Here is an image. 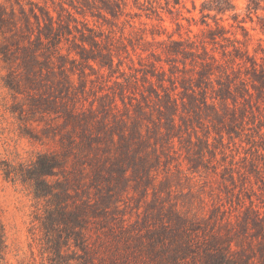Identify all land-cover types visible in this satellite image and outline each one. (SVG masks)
<instances>
[{
    "label": "rangeland",
    "instance_id": "obj_1",
    "mask_svg": "<svg viewBox=\"0 0 264 264\" xmlns=\"http://www.w3.org/2000/svg\"><path fill=\"white\" fill-rule=\"evenodd\" d=\"M17 1L0 0L8 14L13 5L17 21L35 3L77 38V30L101 34V44L120 54L127 81L93 74L79 60L66 62L64 73L56 58L50 69L29 63L21 33L11 38L13 28L0 26V264H203L214 236L229 233L245 249L256 244L251 210L264 217V78L257 73L264 0ZM169 41L195 42L199 52L204 45L217 59L231 45L244 51L243 61L220 59L242 82L233 90L236 106L230 99L214 101L215 111L201 105L200 91L213 97L221 74L201 84L199 68L167 58ZM61 47L74 54L71 41ZM157 77L177 100L174 127L156 101ZM114 81L124 87L123 102ZM42 157L54 168L37 179ZM5 165L14 177L5 178ZM58 194L81 228L59 219Z\"/></svg>",
    "mask_w": 264,
    "mask_h": 264
},
{
    "label": "trees",
    "instance_id": "obj_2",
    "mask_svg": "<svg viewBox=\"0 0 264 264\" xmlns=\"http://www.w3.org/2000/svg\"><path fill=\"white\" fill-rule=\"evenodd\" d=\"M15 3L17 5L19 4L17 0H15ZM102 4V9L105 10V12H108L112 17L117 16L115 10L106 2L103 1ZM116 5L118 8V4ZM218 10V12L221 13L225 12L224 9ZM20 13L22 15V22L14 19L15 11L13 5L11 6L9 14L6 13L3 6L0 5V26L9 25V27L13 28L14 34L11 35V38L16 36L17 33H21L19 36L21 40H19V42H21L23 46H20L19 48L22 51V54L29 60V63L49 68V66L53 64V58H56L62 63L58 67L59 72L64 73L66 69V62L74 64L79 60L81 63H84L85 67H87L93 74L103 76V71H108L110 76L117 74L116 79L122 78L125 82L127 81V77L123 69L124 62L120 54L117 53L113 47L110 46L111 44H108V42L105 45L101 44V41L97 39L98 37L100 38L101 34H92L91 30L87 29L89 34L85 35V33L76 29L77 32H79V37L77 38L72 34L69 26H62L59 20L55 21L53 19L47 9L35 3H31L29 14H26L24 10H21ZM31 19H33L34 22H32ZM218 29L220 31H224L223 26H219ZM10 32H12V30ZM208 32L209 35H211V41L214 43L218 36L212 30H209ZM70 36L72 38L71 40ZM220 36L221 35H219V37ZM76 39L79 43L75 42ZM222 39L226 40L225 37H222ZM63 40L72 42V51L74 54L69 49L67 50L66 55L62 54L61 43ZM233 42H237V40L234 39ZM86 45L88 47H86ZM165 47V54L172 62H179L184 68L188 63L194 71L199 68V70H197V74L199 77L198 80L201 84H205L207 86L211 84L213 82L212 78L216 76L215 70H218L217 72L221 74L220 78L215 77L214 81L219 88L214 91L215 94L213 97H207L206 90L200 91L199 103L201 105L215 111L214 101H220L221 104L227 106L226 102L230 99L233 106H236V99L233 96V90H237V83L242 84V82L240 80L237 81L233 71L230 73L227 70L225 71L223 64L220 63V59L229 55L231 56V60L234 62L237 60L243 61L245 54L244 51H241L238 47L231 45L232 48L230 50L224 49L221 53L220 59H217L213 53L208 52L204 45L200 46L201 52L196 50L198 45H196L195 42L169 41V44H166ZM122 48L124 50V47ZM245 59L248 60L254 72H257L258 65L255 60L249 59L248 57H245ZM162 73H164L163 70L157 72V75L160 76ZM257 73L264 78V68L262 66H259V72ZM222 76H224L223 82L221 80ZM133 78V80L137 81L136 77ZM144 78L147 79V76L145 75ZM157 81L159 82L158 88L161 93L157 89L154 91L156 101L158 103L160 102L161 106L169 112V120H167L171 122L170 126L174 127L175 116H179L177 100L173 94L168 92L164 85L161 84V79H159V77H157ZM113 83L120 88L119 98L123 102V85L118 81H114ZM262 84H264V79L260 82L261 86ZM208 98L212 100L210 103H208ZM114 106L115 105L111 107ZM182 107H184L183 103ZM195 107L198 108V104H196ZM38 161H40V164H38V167H36L35 170L36 178L38 179L51 176L52 169L54 168V161L52 159L45 160L43 157L42 159L39 158ZM3 174L5 178L8 179L14 177V173L11 171L10 166H7L6 169L3 170ZM46 194L47 192L45 191L42 193H36L37 196H44ZM54 199L56 202V205L54 206L56 214L59 219L64 222L65 226L67 227V222L70 220L74 226L81 228L80 225H78L79 223L77 217L66 213L58 204L60 199L59 194L54 195ZM251 213H253V221L251 222H253L256 230V235L254 237L256 244L250 245L247 249H245L240 248L238 240L233 239L229 233L214 236L205 249L204 257L202 258L203 264H264V217L261 218L259 214H256L253 210H251ZM52 244L55 253L58 256H61L60 253L62 243H60V241H54ZM78 246L82 251H84L80 245ZM4 248V231L2 226H0V255L2 254ZM186 250H188L187 252H190V248H187Z\"/></svg>",
    "mask_w": 264,
    "mask_h": 264
}]
</instances>
